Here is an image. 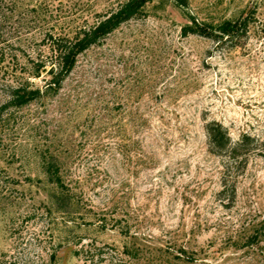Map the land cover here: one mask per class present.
<instances>
[{"label": "rangeland", "instance_id": "rangeland-1", "mask_svg": "<svg viewBox=\"0 0 264 264\" xmlns=\"http://www.w3.org/2000/svg\"><path fill=\"white\" fill-rule=\"evenodd\" d=\"M125 1L0 0V264H264V145L224 174L204 129L264 136V0H145L57 92L47 69L32 76L53 59L48 34L72 38ZM250 10L236 46L182 33L187 12ZM25 79L41 96L4 106Z\"/></svg>", "mask_w": 264, "mask_h": 264}, {"label": "trees", "instance_id": "trees-1", "mask_svg": "<svg viewBox=\"0 0 264 264\" xmlns=\"http://www.w3.org/2000/svg\"><path fill=\"white\" fill-rule=\"evenodd\" d=\"M182 3L185 4L186 0H182ZM144 4L145 0H126L116 9L101 15L93 25L80 29L72 38L48 34L45 43L53 59L47 63L39 57L34 63L32 76L38 77L41 70L47 69V72L50 73L47 85L57 92L62 81L74 67L77 56L91 45L100 42L120 24L136 17L142 11ZM187 15L191 23L182 27V33L210 38L220 48H223L227 43L238 45L240 39L247 37L250 24L254 22V13L251 10L246 11L237 19H224L217 24L198 22L189 12ZM29 84L28 79L15 82L10 87L9 99L4 106L8 104L21 106L39 98L42 93L41 89L39 87L32 88ZM204 129L209 151L224 156V174L230 171L233 166L244 167L248 154L261 149L264 145V136L260 140L247 133H242L236 140H232L227 128L217 120L205 122ZM47 169L52 181L58 186H63L57 167L49 163ZM224 174L222 184L226 187ZM231 190L234 191L233 185ZM90 249L91 247L88 246L85 251H90ZM55 259V252H50L46 264H54Z\"/></svg>", "mask_w": 264, "mask_h": 264}]
</instances>
